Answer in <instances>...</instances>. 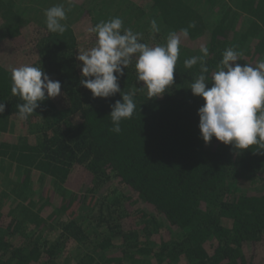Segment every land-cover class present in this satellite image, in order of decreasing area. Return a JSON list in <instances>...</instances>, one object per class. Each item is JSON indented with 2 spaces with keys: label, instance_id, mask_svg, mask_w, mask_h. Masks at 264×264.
Masks as SVG:
<instances>
[{
  "label": "trees",
  "instance_id": "trees-1",
  "mask_svg": "<svg viewBox=\"0 0 264 264\" xmlns=\"http://www.w3.org/2000/svg\"><path fill=\"white\" fill-rule=\"evenodd\" d=\"M57 5L63 34L46 27ZM116 17L149 46L189 31L161 98L149 99L135 60L124 69L136 109L119 134L109 115L120 93L93 99L76 58L95 46L89 29ZM229 48L238 63L264 61V0H0V264H264V150L205 144L204 101L190 90L201 62L211 87ZM22 65L61 83L27 120L11 92Z\"/></svg>",
  "mask_w": 264,
  "mask_h": 264
},
{
  "label": "clouds",
  "instance_id": "clouds-1",
  "mask_svg": "<svg viewBox=\"0 0 264 264\" xmlns=\"http://www.w3.org/2000/svg\"><path fill=\"white\" fill-rule=\"evenodd\" d=\"M46 27L51 33L63 34L67 19L63 5L53 6L45 11ZM189 27H195L190 24ZM123 21L113 18L100 22L89 29L95 33V46L78 52L76 57L82 62L80 84L92 94L93 99H107L120 93L122 102L117 100L110 112L113 127L119 134L121 122L131 119L136 104L133 93L121 92L119 79L135 60L137 81L143 82L149 99L161 98L174 84V72L179 58L180 45L189 37L188 28L179 33L171 32L165 45L149 46L140 42L138 33L130 28L123 29ZM151 29L158 32L156 20L151 21ZM200 52L206 57L207 47ZM202 57H191L184 61L186 68H192ZM239 53L231 48L223 53L218 70L212 74L211 87L206 83L207 66L201 62V74L191 84L194 96L203 99L198 109L199 130L205 144L213 138L224 145H231L238 152L253 149L254 153L264 150V61L241 64ZM11 92L23 103L16 105L18 117L27 120L47 99L61 94V83L52 80L40 67L22 65L11 69ZM5 104L0 102V114Z\"/></svg>",
  "mask_w": 264,
  "mask_h": 264
},
{
  "label": "rangeland",
  "instance_id": "rangeland-1",
  "mask_svg": "<svg viewBox=\"0 0 264 264\" xmlns=\"http://www.w3.org/2000/svg\"><path fill=\"white\" fill-rule=\"evenodd\" d=\"M68 19H66L65 21H63V22H66Z\"/></svg>",
  "mask_w": 264,
  "mask_h": 264
}]
</instances>
